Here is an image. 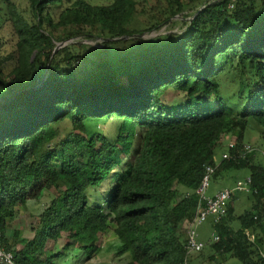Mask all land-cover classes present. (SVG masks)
Returning a JSON list of instances; mask_svg holds the SVG:
<instances>
[{
	"label": "trees",
	"instance_id": "16d2710c",
	"mask_svg": "<svg viewBox=\"0 0 264 264\" xmlns=\"http://www.w3.org/2000/svg\"><path fill=\"white\" fill-rule=\"evenodd\" d=\"M193 1L156 0L143 27L129 23L149 0H29L33 20L12 13L18 39L10 73L0 54V240L17 264H67L60 259L77 246L92 258L111 226L121 241L116 253L130 256L124 264H189L184 224L220 151L236 156L222 159L214 175L248 167L255 202L235 227L234 191L210 244L223 258L264 264L262 238L246 232H264V165L254 160L257 149H245L252 123L264 144V0H204L185 12ZM65 2L55 21L50 8ZM178 14L182 28L143 35ZM60 26L69 38L100 36L93 31L100 27L107 54L96 48L97 59L88 58L83 41L58 46L66 39ZM127 39L131 45L109 47ZM227 77L237 83L231 103L230 88L221 90ZM113 118L115 132L90 130ZM112 175L107 208L91 204L88 188ZM46 190L51 199L34 236L19 248L9 223ZM62 237L61 250L48 248Z\"/></svg>",
	"mask_w": 264,
	"mask_h": 264
},
{
	"label": "rangeland",
	"instance_id": "374dc122",
	"mask_svg": "<svg viewBox=\"0 0 264 264\" xmlns=\"http://www.w3.org/2000/svg\"><path fill=\"white\" fill-rule=\"evenodd\" d=\"M94 4H107L112 2L113 0H87ZM204 0H195L192 2L191 6H189L185 12L192 13L194 9L201 6ZM156 3V0H149L146 5L147 9L144 11L139 10L137 14H135L132 20L129 23L131 27H143L151 21L152 6ZM68 3H62L59 6H52L50 10L52 11V16L55 21L58 20L59 12L67 6ZM151 10V11H150ZM12 13H20L25 16L28 20H33L35 18L34 12L31 9V5L29 0H0V41L2 42L0 54L6 58V62L3 66L4 73H10L13 67V61L10 58V54L14 52L16 49L17 42V34L15 32L12 20L10 16ZM184 26L182 22V14H178L174 17V19L167 24L161 25L159 28L153 29L151 31L144 32L145 37L155 36L160 33L168 32V31H176ZM96 36L93 38L78 36L75 38H69L67 36V32L64 30V27H58L57 33L62 37H66V39L62 41H58L57 45L62 46L69 42L73 41H83L86 43V46L82 47L83 54H86L88 58L96 60L97 56L94 55V51L96 48H99L102 51H105L106 45H103V37L101 36L100 27L93 30ZM131 40H125L123 42H118L116 44H110L109 47L115 45L117 48H122L126 44L131 45ZM77 47V46H76ZM77 49V48H76ZM105 54L106 51H105ZM231 76V75H230ZM228 75V77H230ZM224 77V76H223ZM227 77V86L226 82L222 84L221 90L224 92L230 88L226 96H229L233 91H235V87L237 85L236 81L231 80ZM223 82V81H222ZM173 93H170L167 97L171 99ZM234 100L229 96L228 102H233ZM242 104L238 106L241 107ZM252 127L247 129L246 131V141L253 143L254 145L264 147L262 143V139L260 137V131L258 126L255 123L251 124ZM90 130L94 131H103L106 133L115 132V119H110L107 122L104 120L98 122H91ZM64 129H68V125L64 124L62 126ZM229 142V136L225 138ZM122 145V144H121ZM220 148L218 147V151ZM220 158V157H219ZM254 160L261 162L264 165V155L260 152L255 154ZM250 174V169L248 167H242L239 169H234L228 172H223L222 174L213 175L210 179V184L207 188V194H213L216 190L221 189L225 186H233L238 179H244L247 175ZM115 175H112L111 178H108L99 186H90L88 188V193L90 194V203L95 205H101L104 208H107V198L110 195V192L115 185ZM251 191H238V196L234 202V221H232L235 227L240 225V221L237 218L242 212L246 209H251L252 204L255 202V199L252 195H250ZM51 199V192L45 191L44 194L40 198L30 199L26 206L19 208L17 215L11 219L9 223L8 235L11 240H14L13 235L16 234L15 242L17 247L21 248L27 239L32 238L34 236V230L32 227L37 225L39 213L44 209V207L48 204ZM198 230V238L206 243L205 247L192 255H189V264H243V262L236 256H228L227 258L221 257L220 253L210 244L214 241V227L213 220L209 217L207 220L200 223L197 227ZM185 234L187 232L186 222L184 224ZM254 234H258L262 238V251L264 252V232L258 228ZM66 242V238L62 237L58 241L54 242L49 240L48 248L57 251L63 248V244ZM100 243L101 250L92 258H87L84 250L80 247L71 248L63 257L60 259L63 263L67 264H124L130 258L129 254L118 255L116 253L117 247L120 245L121 241L119 237L116 235L113 226L109 227L105 232L100 234ZM214 257H218L221 261L213 259Z\"/></svg>",
	"mask_w": 264,
	"mask_h": 264
},
{
	"label": "built area",
	"instance_id": "2783aa9c",
	"mask_svg": "<svg viewBox=\"0 0 264 264\" xmlns=\"http://www.w3.org/2000/svg\"><path fill=\"white\" fill-rule=\"evenodd\" d=\"M233 2L230 3V6ZM230 146L232 142L229 143ZM246 150L257 149L261 154L264 155L263 147H256L253 143H245ZM236 153L230 151H224L220 158H216V163L207 164L206 171L203 175L202 181L197 188V208L195 215L192 219L186 221V249L187 257L201 251L206 243L198 238L197 227L200 223L207 220L209 217L212 218L213 223L220 221L228 212V206L232 194L234 191H252V177L247 175L244 179H238L233 186H226L216 190L213 194H207V188L210 184V179L214 175L218 163L225 158L235 157ZM255 190V189H254ZM250 240L255 241V235L250 230H246ZM219 235L214 234V240H218ZM264 256V252L262 251ZM0 264H17L15 260V254L13 251L8 250L0 240Z\"/></svg>",
	"mask_w": 264,
	"mask_h": 264
},
{
	"label": "crops",
	"instance_id": "0c3cea01",
	"mask_svg": "<svg viewBox=\"0 0 264 264\" xmlns=\"http://www.w3.org/2000/svg\"><path fill=\"white\" fill-rule=\"evenodd\" d=\"M222 152L220 151L217 155L216 158H219L221 156ZM226 187V186H225Z\"/></svg>",
	"mask_w": 264,
	"mask_h": 264
},
{
	"label": "clouds",
	"instance_id": "9594fccd",
	"mask_svg": "<svg viewBox=\"0 0 264 264\" xmlns=\"http://www.w3.org/2000/svg\"><path fill=\"white\" fill-rule=\"evenodd\" d=\"M264 148V147H263Z\"/></svg>",
	"mask_w": 264,
	"mask_h": 264
}]
</instances>
